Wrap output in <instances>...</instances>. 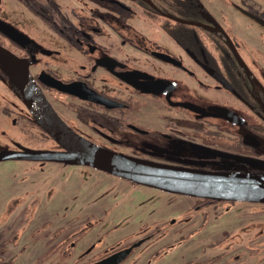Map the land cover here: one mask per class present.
<instances>
[{"label":"flooded vegetation","instance_id":"1","mask_svg":"<svg viewBox=\"0 0 264 264\" xmlns=\"http://www.w3.org/2000/svg\"><path fill=\"white\" fill-rule=\"evenodd\" d=\"M124 12L146 20L153 33L132 28L123 20ZM251 17L264 26L260 12ZM226 21L201 0H0V47L25 65L58 118L94 145L157 165L264 177V40L241 38ZM0 82V110L11 116L10 125L47 135L30 114L13 75L1 64ZM3 103L10 108L2 110ZM211 106L224 111L209 110ZM27 147L5 150H40ZM6 161L36 163L40 170L49 163ZM185 196L194 198L191 209L202 216L195 230H186L189 223L184 226L177 241L184 247L179 264H217L220 243L231 248L251 243V233L243 230L222 240L203 236L200 232L209 227L204 213L221 203L229 208L264 203ZM6 210L4 215L10 212ZM10 225L0 231V252L12 241ZM147 229L143 227L142 236L135 239L111 243L104 240L107 232L91 241L89 229L61 236L58 229L47 249L51 247L59 259L72 257L83 235L89 245L77 255L79 264H94L126 249L130 250L117 264H154L171 244L155 249L154 232ZM197 233L201 237L190 241ZM43 236L36 227V241Z\"/></svg>","mask_w":264,"mask_h":264},{"label":"rangeland","instance_id":"2","mask_svg":"<svg viewBox=\"0 0 264 264\" xmlns=\"http://www.w3.org/2000/svg\"><path fill=\"white\" fill-rule=\"evenodd\" d=\"M201 1L215 16H226L227 26L236 27L241 38L253 39L254 42L255 38L262 37L264 40V26L251 17L257 11L264 16V0ZM121 16L135 30L153 33L151 25L143 18H132L126 12ZM3 87L0 82L1 93L4 92ZM8 98L14 100L12 96ZM15 102H18L17 99ZM3 106L2 110L10 108L7 103H3ZM10 118L5 117L0 110V151L18 145L59 149L36 129L20 131L19 127L14 128L9 123ZM22 125L25 126V123ZM193 202L194 198L165 194L88 166H62L49 162L40 170L36 163L2 161L0 231L11 222L9 232H12V241L0 252V264H79L80 260H75L77 255L89 245V240L83 235L79 240L77 238L72 257L59 259L57 254L45 257L47 247L52 243L47 241L54 231L61 230L58 233L60 236L69 230L80 235L84 229H89L91 241L107 232L104 240L111 243L116 239L128 240L142 236L141 230L145 226L148 232H154L155 249L160 245L171 244L164 254H160L164 257L157 258L153 263L179 264L183 260L184 247L178 245L177 241L184 234V226L189 223L186 230H195L202 216L199 213L201 211L191 209ZM221 205L223 207L205 210L203 218L205 226L209 227L200 234L208 235L209 239L222 240L225 235L231 237L243 230L251 233V243L248 246L232 243V248L231 244L220 243L217 264H264V205L237 203L231 208L229 204ZM7 208L10 212L4 215L3 209ZM36 227L44 234L39 241L34 237ZM197 234L189 240H198L201 235ZM236 240H240V235L236 236ZM107 243L99 244L97 250ZM21 248L23 250L20 252ZM41 255H44V259L39 260ZM10 258H13L11 263Z\"/></svg>","mask_w":264,"mask_h":264},{"label":"water","instance_id":"3","mask_svg":"<svg viewBox=\"0 0 264 264\" xmlns=\"http://www.w3.org/2000/svg\"><path fill=\"white\" fill-rule=\"evenodd\" d=\"M210 22L217 26L214 20H210ZM227 39L234 49L229 38ZM235 56L240 59L236 52ZM0 64L13 75L15 84L34 120L62 148L61 151H1L0 162L29 160L57 162L67 165H86L134 183L170 193L211 199L264 203V177L262 176L227 175L157 165L94 145L75 134L58 118L29 76L25 65L15 60L1 47ZM54 86L64 90L68 88V86H60L57 83ZM184 106L193 108L195 111L202 110L192 104H184ZM208 109L224 111L223 108L216 106H211ZM230 158L244 160L238 156H230ZM129 250L116 252L94 264H117Z\"/></svg>","mask_w":264,"mask_h":264},{"label":"trees","instance_id":"4","mask_svg":"<svg viewBox=\"0 0 264 264\" xmlns=\"http://www.w3.org/2000/svg\"><path fill=\"white\" fill-rule=\"evenodd\" d=\"M45 135V134H44ZM46 136V135H45ZM47 234V233H46ZM50 240H48L47 242H49ZM47 242H46V244H47ZM55 248V247H54ZM52 248L50 247L49 249H47V256H45V257H48V255L49 254H52L51 252H52ZM63 258V257H62ZM43 259H44V256H43Z\"/></svg>","mask_w":264,"mask_h":264}]
</instances>
